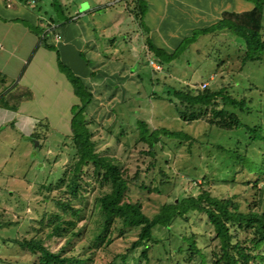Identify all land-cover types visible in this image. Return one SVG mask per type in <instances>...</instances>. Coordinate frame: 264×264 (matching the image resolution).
<instances>
[{
  "label": "rangeland",
  "instance_id": "374dc122",
  "mask_svg": "<svg viewBox=\"0 0 264 264\" xmlns=\"http://www.w3.org/2000/svg\"><path fill=\"white\" fill-rule=\"evenodd\" d=\"M50 1L37 0L34 3L29 0L26 10L32 13V8H35L36 16H41L36 23H21L25 28L19 23L0 25V70L3 71L0 73V106L15 107L14 103L7 102V98L13 96L8 91L19 85L16 95H19V102L22 101L21 115H31L36 125L32 132L21 126L20 115L9 121L4 116L0 117V264H38V255L18 244L30 239L39 240L49 252L87 258L84 264H212V251L217 241L202 213H190L184 219H176L168 229L155 227L151 234L155 243L147 249L145 260L140 256V245L132 248L138 229H125L118 220L108 226L95 246L92 245V231L100 221L95 198L107 190H100L91 167L80 174L76 197L68 193L66 182L54 189L62 174L70 175L75 160L74 151L69 147V119L76 99L68 93L71 92L70 85L59 70L56 74L62 79L54 80L57 86L53 88L48 84L53 80L52 71L42 69L36 62L30 63L28 70L22 73L30 56L36 53L37 59L41 54L35 52L37 46L30 29L43 30L47 16L60 17ZM55 2L59 3L58 0ZM129 6L128 0H118L113 7H102L94 16L85 15L84 19L96 22L91 27L95 29V44L100 46L101 53L104 52L103 57L108 61L118 58L132 71L118 70L116 78H113L116 85L108 81L107 88L94 86L98 81L91 79L92 91L105 93L104 100L99 99L90 111L93 122L89 128L95 152L118 158L127 178L136 174L143 186L149 188V191L140 189L139 180L136 183L128 181L126 192L127 200L139 203L149 218L158 212L162 203L195 196L203 191L216 198L230 199L245 211L254 201V178L252 174H240L238 167L228 163L216 145L236 147L255 162L264 158V147L248 139L250 137L244 129L228 131L219 124L207 123L206 119L190 123L182 121L174 108L177 101L172 90L204 82H208L210 89L223 87L226 93L242 100L245 106L243 110L227 107L228 110L243 125L262 126L264 134V58L243 64V43L230 33L199 35L192 41H182L193 30L185 33V27L175 31L171 24L164 30L159 28L161 33L157 32L165 37V40H160L163 46L160 49L174 54L169 62H162L161 69L152 74L157 85L148 84L145 78L150 73L146 60L155 58L146 50L145 34L129 12ZM250 6L242 0L239 10ZM227 7L236 9L232 4ZM206 21L196 25H206L210 19ZM198 26H193V29ZM262 26L264 38V16ZM113 49L118 51L117 54H112ZM45 55L53 58L51 53ZM85 60L88 61L87 58ZM90 66L94 67V64L90 63ZM68 67L72 71L71 66ZM133 72L143 76L142 85ZM112 90L114 93L109 96L108 91ZM137 120L146 121L151 129L181 130L191 140H183L175 147L177 143L163 139L167 145L158 143L154 147V155L149 156L146 154L147 146L137 139ZM160 169L166 175V183L159 186L162 194H157L152 188L161 179ZM231 173H234L233 182L220 181V178L228 181ZM247 180L250 181L245 183ZM57 200L78 210L77 215L73 216L67 209L62 212L55 204ZM53 213L58 214L60 220L74 221L73 232L76 235L48 236V220ZM189 236L203 253V262L190 252L172 253L178 246L185 249L182 237Z\"/></svg>",
  "mask_w": 264,
  "mask_h": 264
},
{
  "label": "trees",
  "instance_id": "16d2710c",
  "mask_svg": "<svg viewBox=\"0 0 264 264\" xmlns=\"http://www.w3.org/2000/svg\"><path fill=\"white\" fill-rule=\"evenodd\" d=\"M19 3L26 5L27 0H17ZM56 0H51L50 5L54 11L60 13V7ZM250 3L249 9L236 11H222L220 19L213 25L193 30L186 40H194L199 35H214L219 32H228L243 43V64L257 62L264 58V38L262 36V20L264 12V0H243ZM36 2V0H32ZM128 10L136 20L140 30L145 34L146 50L151 53L157 63L169 62L173 54H167L160 48L156 47L148 36L149 30L144 22V15L147 5L144 0H130ZM33 12L37 10L32 8ZM47 16V14H45ZM48 22L45 26L51 24H65L70 20L69 17L63 18L62 22L58 17L47 16ZM26 26V25H25ZM28 27V26H26ZM29 28V27H28ZM36 35L38 41L44 43V37L40 34L42 30L30 29ZM180 45V44H179ZM178 45V46H179ZM48 47V46H47ZM57 55V54H56ZM152 60V58H149ZM149 67V75L145 78L147 83L157 85V80L152 79L153 71ZM57 70L61 72L68 81L76 103L70 109L69 119V147L74 151L75 160L71 165V173L68 177L62 174L56 180L54 189L60 185H65L68 193L76 197L79 188L80 174L87 167L92 168V175L97 181L101 193L95 198L96 211L100 214L99 224L92 231V245L95 246L107 232L108 226L115 220H118L125 229H138L137 239L132 243V248L142 247L140 256L147 259V249L155 242L151 234L155 227L168 229L176 219H184L190 213H202L206 216L207 223L211 226L214 238L217 241L215 250L212 251V264H264V158L255 162L246 152H241L236 147L224 148L216 145L221 155L239 169L240 174H252L254 180V201L247 206L245 211L239 209V205L227 198H216L203 191L195 196L188 195L173 202H164L158 212L152 217H148L141 209L137 202L131 203L127 200L126 192L128 189L127 182L136 183L140 178L134 174L127 178L125 172L120 168V160L110 156H102L95 152V145L91 139L89 126L93 122L90 118L92 106L97 103L93 100L90 89L83 81L73 74V72L60 60H56ZM132 72V71H131ZM134 73V72H133ZM142 85V77L139 73H134ZM90 75L93 77L94 72ZM210 80V78H209ZM201 84L189 87L183 85L179 89L172 90V96L176 99L177 105H174L175 111L179 118L185 122H193L206 119L207 123L219 124L222 129L231 131L244 129L250 138L257 141L264 147V134L262 126L257 128L243 125L236 115L228 110L227 107L243 110L245 108L242 100H236L226 93L223 87L210 89L207 85L204 88ZM113 115L114 112L112 113ZM111 114V115H112ZM137 139L147 146L146 154L154 155V147L161 143L167 145L163 139L175 142L176 147L183 140H191V137L181 130H168L166 128H149L146 121L137 120ZM188 146L190 144H187ZM161 148V147H160ZM248 146L244 147L246 150ZM235 173V172H234ZM234 173L229 174V179L220 178L221 182H233ZM161 179L157 185L152 188L157 194H162L159 186L165 184L166 175L160 169L158 171ZM250 180H247V183ZM139 188L149 191V188L143 186L139 180ZM259 184V185H258ZM53 187H51L53 189ZM49 189V188H48ZM151 190V189H150ZM56 206L62 212L66 209L71 210L72 215L76 216L78 210L69 207L66 202L57 200ZM49 234L54 237H73L75 222L72 220H60V216L53 213L49 218ZM69 237V238H70ZM186 243L185 249L178 246L173 254H183L190 252L192 255L204 261V255L196 247L192 236L182 237ZM181 238V239H182ZM22 248H26L32 254L38 255V264H84L87 258L80 259L72 255H61L60 252H49L39 240L30 239L28 241L18 242ZM175 252V253H174ZM183 259L182 261H184Z\"/></svg>",
  "mask_w": 264,
  "mask_h": 264
},
{
  "label": "crops",
  "instance_id": "0c3cea01",
  "mask_svg": "<svg viewBox=\"0 0 264 264\" xmlns=\"http://www.w3.org/2000/svg\"><path fill=\"white\" fill-rule=\"evenodd\" d=\"M58 1H59L58 5L61 8L60 9L61 12L59 14L60 21L62 22V19L67 17H69L70 20L62 25L55 23L51 24V26L54 27L52 32H49L48 30L50 27L45 26L40 34V37L41 36L44 37V43H40L37 39L38 38L37 35H35V33L33 32H30L31 35H34L35 43H36L35 45L37 46L35 52L39 51L41 54L37 59H35L36 53L30 56V59L26 64L24 72L22 73L24 74L28 70V68L30 67L29 66L30 63L34 64L36 62V65L41 66L42 69L45 68L46 70L52 71L53 80H51L48 84L51 86V88H53L54 86H57L55 81L56 80L59 81L62 79L60 78V76H57L56 74L58 71L56 65V60L58 56L60 62L67 67L71 66L73 74L79 77L83 81V83L90 89L93 95V100L95 102H98L99 99L104 100L105 93L103 94L100 91V92H96L97 94L96 95L92 91L91 79L95 78V80L99 82V83L97 82V84H95L94 86H100V88H104V87L107 88L108 81L111 84L116 85L113 78H116L118 70L127 71L128 73L131 72V70L127 64L121 62L120 60H118V58H114V60L108 61L103 57L102 53L104 52L101 53L99 51L100 46L95 44V37H94L95 29L91 27L92 26L91 24L92 23L95 24L96 22L92 20L90 22L87 20L86 22L84 19H85V15L87 17L94 16L95 12H98L99 9L102 7H107V6L113 7L114 5L117 4L118 0H110L109 2L108 0H58ZM144 1L147 5V10L144 15V22L149 30V38L156 47L160 48L163 47L160 40L162 38H164L165 40V37H161L160 35L161 32L159 28L160 29L163 28L164 30L165 26L169 27L171 24H173V28L175 31H178L186 27L185 33H187L188 31L190 32L191 30H194L193 26H198L196 24H198L199 22H207L206 20L210 19L209 23L203 26H198L197 29L209 27L211 26V24L215 23L220 19V14L222 11L226 10V11L239 12L242 0H144ZM128 2H130V0H128ZM28 4H29V0H27L26 5ZM230 4H232V6L234 7L236 6V9L235 10L226 9L228 8L227 6ZM26 5L19 3L17 0H0V25L4 26L6 23L21 24L24 22L31 24L33 22L36 23L37 20H40L41 16L40 15L36 16L37 14H35L32 11H31L32 13H30L28 10H26ZM46 22H48V19L46 20ZM22 27L24 26L22 25ZM158 30L160 33L157 32ZM158 34L160 35V38ZM55 35L59 37L58 42L54 41ZM113 51L114 52L112 54H117L118 52L117 50L114 49ZM46 52L48 54L49 53L53 54V58L48 55H45L47 54ZM21 58H19V60ZM85 58H87L88 61H86ZM21 61L24 60L21 59ZM90 63L94 64V67H91ZM1 72L3 71L0 70V73ZM91 72H94L93 77L90 75ZM18 86L19 85L16 84L13 88H11L12 90L8 91L9 93H13V96L7 98V102L9 104L14 103L15 107L9 109L0 106V117L4 116L7 121H9V119H11L12 117H16L17 115L22 116L21 115L22 101L19 102V97H18L19 95H16L18 92ZM108 92H109V96H111L114 93V90ZM68 93H71L70 95L73 96L72 90L71 92ZM20 119L19 120L21 126H23L24 129H28L29 131L32 130V132L35 131L36 129L35 120L33 119V117H31V115L25 113V115L22 116Z\"/></svg>",
  "mask_w": 264,
  "mask_h": 264
},
{
  "label": "built area",
  "instance_id": "2783aa9c",
  "mask_svg": "<svg viewBox=\"0 0 264 264\" xmlns=\"http://www.w3.org/2000/svg\"><path fill=\"white\" fill-rule=\"evenodd\" d=\"M53 29H54V27H53V26H50V28H49L48 30H49V32H52ZM54 41H55V42H58V41H59V37H58L57 35L54 36ZM148 63H149L150 68H151L153 71H158V70L161 69L160 64L157 63V62L154 61V60H151V59L148 58ZM210 79H211V77H210ZM206 85H207V82H204V83H202V84L200 85V87H201V88H204Z\"/></svg>",
  "mask_w": 264,
  "mask_h": 264
}]
</instances>
